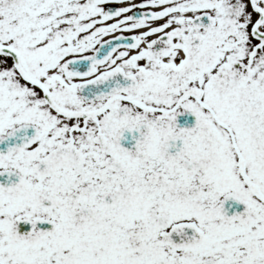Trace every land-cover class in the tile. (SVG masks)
Wrapping results in <instances>:
<instances>
[{"label":"snow or ice","instance_id":"snow-or-ice-1","mask_svg":"<svg viewBox=\"0 0 264 264\" xmlns=\"http://www.w3.org/2000/svg\"><path fill=\"white\" fill-rule=\"evenodd\" d=\"M0 264H264V0H0Z\"/></svg>","mask_w":264,"mask_h":264}]
</instances>
